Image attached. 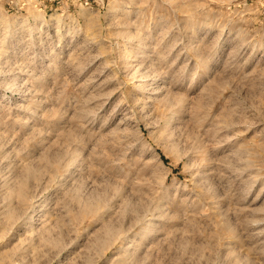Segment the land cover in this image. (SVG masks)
Wrapping results in <instances>:
<instances>
[{
  "label": "rangeland",
  "instance_id": "obj_1",
  "mask_svg": "<svg viewBox=\"0 0 264 264\" xmlns=\"http://www.w3.org/2000/svg\"><path fill=\"white\" fill-rule=\"evenodd\" d=\"M0 0V264H264V0Z\"/></svg>",
  "mask_w": 264,
  "mask_h": 264
},
{
  "label": "built area",
  "instance_id": "obj_2",
  "mask_svg": "<svg viewBox=\"0 0 264 264\" xmlns=\"http://www.w3.org/2000/svg\"><path fill=\"white\" fill-rule=\"evenodd\" d=\"M26 4H27V3H25L24 0H21V1H20V6H21V7H20V10H22V8H24V7L26 6Z\"/></svg>",
  "mask_w": 264,
  "mask_h": 264
}]
</instances>
